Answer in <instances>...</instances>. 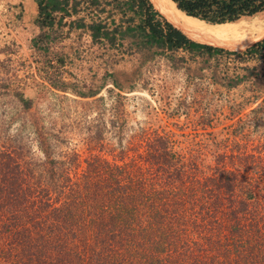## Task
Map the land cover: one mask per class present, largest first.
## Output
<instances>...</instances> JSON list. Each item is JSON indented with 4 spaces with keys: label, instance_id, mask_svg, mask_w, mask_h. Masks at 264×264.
<instances>
[{
    "label": "trees",
    "instance_id": "1",
    "mask_svg": "<svg viewBox=\"0 0 264 264\" xmlns=\"http://www.w3.org/2000/svg\"><path fill=\"white\" fill-rule=\"evenodd\" d=\"M32 1L39 27L84 30L93 44L113 48L129 40L135 51L237 57L228 51L249 47L244 55L264 57L261 34L191 40L163 0ZM169 1L198 26L264 20V0ZM171 136L153 133L143 155L124 158L133 151L125 148L112 163L92 157L78 177L71 174L72 159L44 154L32 162L6 138L0 264H264L261 162L230 170L220 155L200 177L167 142Z\"/></svg>",
    "mask_w": 264,
    "mask_h": 264
},
{
    "label": "rangeland",
    "instance_id": "2",
    "mask_svg": "<svg viewBox=\"0 0 264 264\" xmlns=\"http://www.w3.org/2000/svg\"><path fill=\"white\" fill-rule=\"evenodd\" d=\"M36 18L32 0H0V146L11 139L32 162L72 159L78 177L92 157L143 155L153 133L172 134L200 177L220 155L230 170L264 168V57L249 47L228 51L238 57L110 48Z\"/></svg>",
    "mask_w": 264,
    "mask_h": 264
},
{
    "label": "bare ground",
    "instance_id": "3",
    "mask_svg": "<svg viewBox=\"0 0 264 264\" xmlns=\"http://www.w3.org/2000/svg\"><path fill=\"white\" fill-rule=\"evenodd\" d=\"M173 23L191 40L195 42H207L210 39L225 34H261L264 35V21H250L238 23H225L212 26H198L194 22L185 19L181 11L176 9L169 0H163ZM184 14V13H182ZM184 16H186L184 14ZM188 17V16H186ZM193 18V17H192ZM196 19V18H195ZM259 19V18H258ZM252 20V19H248Z\"/></svg>",
    "mask_w": 264,
    "mask_h": 264
},
{
    "label": "water",
    "instance_id": "4",
    "mask_svg": "<svg viewBox=\"0 0 264 264\" xmlns=\"http://www.w3.org/2000/svg\"><path fill=\"white\" fill-rule=\"evenodd\" d=\"M176 8V7H175ZM177 9V8H176Z\"/></svg>",
    "mask_w": 264,
    "mask_h": 264
}]
</instances>
